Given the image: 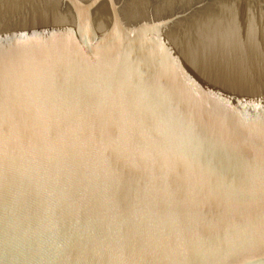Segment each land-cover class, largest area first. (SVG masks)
<instances>
[{"label": "water", "instance_id": "1", "mask_svg": "<svg viewBox=\"0 0 264 264\" xmlns=\"http://www.w3.org/2000/svg\"><path fill=\"white\" fill-rule=\"evenodd\" d=\"M0 264H264V0H0Z\"/></svg>", "mask_w": 264, "mask_h": 264}]
</instances>
